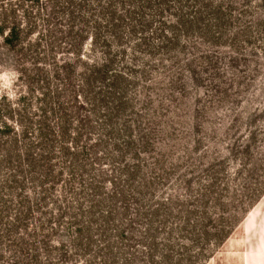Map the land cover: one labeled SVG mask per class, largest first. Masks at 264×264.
<instances>
[{"label": "rangeland", "instance_id": "obj_1", "mask_svg": "<svg viewBox=\"0 0 264 264\" xmlns=\"http://www.w3.org/2000/svg\"><path fill=\"white\" fill-rule=\"evenodd\" d=\"M0 28V264L264 260V0H0Z\"/></svg>", "mask_w": 264, "mask_h": 264}, {"label": "trees", "instance_id": "obj_2", "mask_svg": "<svg viewBox=\"0 0 264 264\" xmlns=\"http://www.w3.org/2000/svg\"><path fill=\"white\" fill-rule=\"evenodd\" d=\"M19 34H20L19 27L12 26V27L8 28L7 33L5 34V37L3 38L2 41H3V43L5 45H9V46L10 45H13L14 44V40L17 41V39L19 38ZM227 236H228V233L226 232L224 235L220 236V239L219 240L216 241V239L218 238L217 235L214 234L212 236L211 234H208V233H205V232L203 234V237H206L207 239H209V237L210 238L212 237V239H210V240H212L213 242H215L216 245H221L225 241V239L227 238Z\"/></svg>", "mask_w": 264, "mask_h": 264}, {"label": "crops", "instance_id": "obj_3", "mask_svg": "<svg viewBox=\"0 0 264 264\" xmlns=\"http://www.w3.org/2000/svg\"><path fill=\"white\" fill-rule=\"evenodd\" d=\"M260 251H261V249H260ZM260 251H259V253H260ZM262 251H264V249H262ZM258 256H259L260 258H259V257L256 258V259H255L256 262H254L253 264H264V260L261 258V255L258 254Z\"/></svg>", "mask_w": 264, "mask_h": 264}]
</instances>
